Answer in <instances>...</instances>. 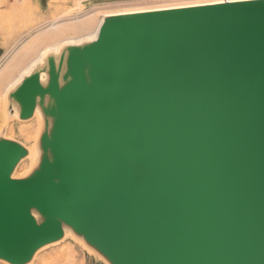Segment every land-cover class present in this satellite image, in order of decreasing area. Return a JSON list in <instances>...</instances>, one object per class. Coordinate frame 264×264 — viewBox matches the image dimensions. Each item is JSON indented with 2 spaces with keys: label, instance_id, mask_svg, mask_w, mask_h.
Returning <instances> with one entry per match:
<instances>
[{
  "label": "water",
  "instance_id": "95a60500",
  "mask_svg": "<svg viewBox=\"0 0 264 264\" xmlns=\"http://www.w3.org/2000/svg\"><path fill=\"white\" fill-rule=\"evenodd\" d=\"M4 100L45 128L25 178L0 135L1 260L66 226L107 264H264V0L103 17Z\"/></svg>",
  "mask_w": 264,
  "mask_h": 264
},
{
  "label": "rangeland",
  "instance_id": "374dc122",
  "mask_svg": "<svg viewBox=\"0 0 264 264\" xmlns=\"http://www.w3.org/2000/svg\"><path fill=\"white\" fill-rule=\"evenodd\" d=\"M2 1L4 4L0 8V66L5 67V74L4 77H0V132L25 148H30L34 144L38 132V122L35 118L21 121L15 115L16 118L9 119L4 100V90L46 46L61 39L88 34L107 14L158 6L211 2L213 0H39L40 5L32 4L31 0ZM3 8L4 10H1ZM90 11H95V14L86 31L79 32L68 28L64 29L63 33L54 39L46 42L38 41L36 34L39 31L49 30V33H51L50 28L57 21L62 22L63 27H70L76 22L71 18H82ZM61 50L60 47L59 52L56 53H60ZM29 170V163L22 161L18 165L15 175L17 177L21 176L23 172L26 173ZM62 251L64 255H69L71 261L67 262L66 259L62 258ZM40 252L33 264H44L41 260L42 256L46 257L48 261L45 264H107L97 254L89 252L86 248L84 249L81 242L73 239L70 235L63 241L50 245L49 248L47 247L46 250Z\"/></svg>",
  "mask_w": 264,
  "mask_h": 264
},
{
  "label": "bare ground",
  "instance_id": "6f19581e",
  "mask_svg": "<svg viewBox=\"0 0 264 264\" xmlns=\"http://www.w3.org/2000/svg\"><path fill=\"white\" fill-rule=\"evenodd\" d=\"M232 2V1H236V0H219V2H196V3H186V4H181V5H177V6H158L155 8H149V9H140V10H135V11H121V12H116L113 14H107L104 17H109V16H118V15H129V14H136V13H146V12H153V11H163V10H169V9H176V8H186V7H193V6H200V5H207V4H214V3H224V2ZM3 1L0 0V8L3 7ZM5 8V7H4ZM1 9V10H4ZM95 14V11H90L88 13H86L84 16H82V18L80 17H75V18H71L73 20H76L75 23H73L72 26L70 27H63L61 25L62 22L57 21L55 24L52 25V27L50 28V30L52 31L51 33H49V30H41L36 34V37L38 36V41L39 42H46L50 39H54L55 37H57L59 34L63 33L64 29H72L75 31H82V30H87L88 26H90L91 24V20L93 15ZM101 25V20L99 21V23L96 25V27L94 28L93 31L89 32L88 34H85L83 36H79V37H75V38H68V39H61L51 45H48L44 48V50L42 52H40V54L33 60L31 61V63H29L21 72L20 74L13 79L9 84L7 89L11 86V85H15L18 82H20V80L22 79V77L24 75L29 74L32 70L35 69V67L39 64L42 63L44 61V59L48 56V54L50 53H55L59 52L60 47L62 48L63 46L66 45H71V44H78V43H82V42H91L93 40H95L97 38L98 35V31H99V27ZM12 58V57H11ZM5 64V63H4ZM5 71V67L0 66V74ZM48 81V77L47 76H43L42 77V82L43 84H46ZM6 89V92H7ZM10 90V89H9ZM5 92V93H6ZM3 101V100H2ZM1 101V102H2ZM3 106V105H2ZM15 116L17 117L18 115L15 114ZM37 122H38V132L37 135L35 137L34 140V144L30 147L27 148V155L26 157L23 159V161H27L30 165V170L26 173H22L21 176H16L15 174L13 175L14 178H25L28 175H30L32 173L33 170H35L38 166L39 163L41 161V158L43 156V152L41 150L40 144H39V139L42 135V133L44 132V123H45V119L42 115V112L39 110V108L37 109V111L35 112L34 117ZM32 118V119H33ZM2 132H0L1 135ZM6 135V134H4ZM7 139H11V138H7ZM26 171V170H25ZM17 172V171H16ZM33 215L35 216V218L37 219V221L40 223L43 221V218L37 213V212H33ZM64 231H65V235L62 238V240H60L59 242L63 241L67 236H71L73 237V239H76L78 241L81 242V244L83 245L84 249L86 248L89 252L91 253H95L94 249L92 247H90L89 245H87L84 240L82 238L77 237V235H75V233L68 227L64 226ZM59 242H56L54 244L51 245H55ZM78 243V242H77ZM79 244V243H78ZM49 248V246H45L43 248H41L33 257V259L28 263V264H33V262L35 261L38 255V253L41 250H46V248ZM41 253V252H40ZM58 253V252H57ZM61 254H63L62 258L66 259L67 262L71 261V258H69V255L67 256L66 254L64 255V252L62 251ZM48 256V255H47ZM65 256V257H64ZM50 259V258H49ZM42 262L45 264L47 263V259L46 257L42 256ZM0 264H10L4 260L0 259Z\"/></svg>",
  "mask_w": 264,
  "mask_h": 264
},
{
  "label": "crops",
  "instance_id": "0c3cea01",
  "mask_svg": "<svg viewBox=\"0 0 264 264\" xmlns=\"http://www.w3.org/2000/svg\"><path fill=\"white\" fill-rule=\"evenodd\" d=\"M31 3L32 4H35V5H40V1L39 0H31ZM4 74H5V71H3L1 74H0V77H4ZM16 85V84H15ZM12 86H14V85H11L8 89H7V87H8V85H7V87L5 88V90H4V93L6 92V89H7V92L9 91V89L12 87ZM6 92V93H7ZM3 103H4V101H3ZM5 103H6V101H5Z\"/></svg>",
  "mask_w": 264,
  "mask_h": 264
},
{
  "label": "snow or ice",
  "instance_id": "6c2138e0",
  "mask_svg": "<svg viewBox=\"0 0 264 264\" xmlns=\"http://www.w3.org/2000/svg\"><path fill=\"white\" fill-rule=\"evenodd\" d=\"M213 2H219V0H213Z\"/></svg>",
  "mask_w": 264,
  "mask_h": 264
}]
</instances>
